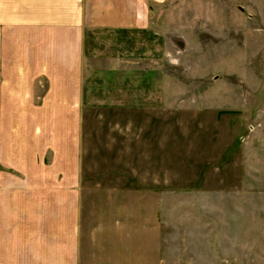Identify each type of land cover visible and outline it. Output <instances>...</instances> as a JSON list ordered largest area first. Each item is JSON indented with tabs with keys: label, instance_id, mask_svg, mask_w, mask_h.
Segmentation results:
<instances>
[{
	"label": "rangeland",
	"instance_id": "rangeland-1",
	"mask_svg": "<svg viewBox=\"0 0 264 264\" xmlns=\"http://www.w3.org/2000/svg\"><path fill=\"white\" fill-rule=\"evenodd\" d=\"M54 1L0 0L2 264L22 255L12 246L50 245L51 218L76 211L88 255L97 226L100 246L161 239L188 246L172 255L195 264H264V0H148L145 58L129 60L141 67L134 80L147 67L146 93L134 85L135 103L106 106L110 88L98 72L80 109L35 108L17 86L46 95L50 84L17 76L29 57L31 68L73 65L62 62L72 46L60 33L26 25L56 16ZM92 54L83 53L84 89L94 66L112 63ZM59 118L82 125L60 132ZM61 198L78 204L53 203Z\"/></svg>",
	"mask_w": 264,
	"mask_h": 264
},
{
	"label": "crops",
	"instance_id": "crops-1",
	"mask_svg": "<svg viewBox=\"0 0 264 264\" xmlns=\"http://www.w3.org/2000/svg\"><path fill=\"white\" fill-rule=\"evenodd\" d=\"M152 1L160 3L164 0ZM147 3L148 0H55L53 4L51 3L50 9L52 12L57 13L56 16L48 17L44 15L38 20L32 21L33 23L27 21L26 25L28 27L33 25L35 29H53L60 33L58 42H61L62 45L72 46L69 52L65 50L66 53H63L62 62L71 60L73 65L70 64L68 68V64L62 63L57 69L48 70L43 69L40 65L37 66L35 63L31 68L33 60L29 57L30 68L26 71V74H23V69L20 72L21 74L17 76L22 78H49V88L42 89L47 94L40 95L41 89H39V86H31L30 83L25 86L26 88L22 85L17 86L20 91H16L26 93L27 97L23 100L32 102L33 106V103H36L35 108H51V103H57L53 105L55 108L73 107L74 109H80L83 106L84 96L85 99L88 97V95H84V92H91V94L94 92V76L100 72V74L106 76L107 85L110 88L107 90L109 102L103 104L107 106L125 105L126 102L135 103L136 100L131 102L132 90L130 88L134 85H142L143 92L146 93L147 67L145 65L142 67L143 79L134 80L133 72L136 68L141 70V67L129 63V60L137 57L139 59L145 58V55L141 58L140 53L146 50L148 44L147 31L151 29ZM41 21L46 23L41 24L43 23ZM28 32L29 28L27 34ZM141 34L142 38L140 37ZM99 37H102L103 46L101 45V47L97 45ZM29 39L28 36L27 40L23 39V41L26 40V43H30ZM89 49L94 51L93 58L102 57L112 63L107 68L99 69L94 66L92 68L94 69L93 72H90V75L92 74L91 80L87 85V89H84L82 79L83 53L84 50L89 51ZM52 55L55 56V54H50V57ZM35 83L43 82L38 79ZM150 83V86H154L155 79ZM111 92L113 94H110ZM91 101L93 102V99ZM40 102L42 104H39ZM68 102L71 105L68 106ZM52 123L59 126L57 129L60 132L61 124L65 126L74 124V131L82 125V122L75 118H59L52 120ZM53 203L77 205L78 201L61 198ZM55 216L58 219L50 217L52 223L47 236H54L58 239H53L50 245H30L29 240L25 245L17 246V249L12 246L13 253L17 252L22 255L17 256L10 264H195L191 256L189 259L184 255L179 260V257L172 255L179 252L189 253L191 250L188 246L185 248L172 245L163 246L161 239L158 245L157 243L146 244L144 241V243L138 245L100 246L97 244L95 237L103 236L104 232H99L97 226L94 227V245L89 248L90 255H88L89 251H86L82 244L84 233L78 212L70 214V219H67V221L60 219L64 214H56ZM43 235L45 236V232H43ZM0 264H2L1 260Z\"/></svg>",
	"mask_w": 264,
	"mask_h": 264
}]
</instances>
